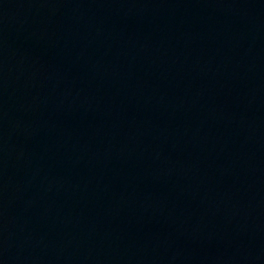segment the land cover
<instances>
[{
  "label": "water",
  "instance_id": "water-1",
  "mask_svg": "<svg viewBox=\"0 0 264 264\" xmlns=\"http://www.w3.org/2000/svg\"><path fill=\"white\" fill-rule=\"evenodd\" d=\"M0 237L264 264V0H0Z\"/></svg>",
  "mask_w": 264,
  "mask_h": 264
}]
</instances>
